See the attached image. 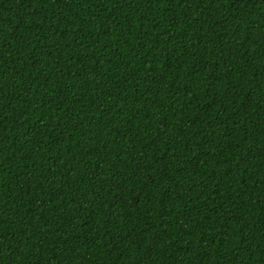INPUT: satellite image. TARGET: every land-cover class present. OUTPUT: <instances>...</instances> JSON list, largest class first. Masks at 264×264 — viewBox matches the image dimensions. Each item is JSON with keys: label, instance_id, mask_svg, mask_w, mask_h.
Instances as JSON below:
<instances>
[{"label": "trees", "instance_id": "trees-1", "mask_svg": "<svg viewBox=\"0 0 264 264\" xmlns=\"http://www.w3.org/2000/svg\"><path fill=\"white\" fill-rule=\"evenodd\" d=\"M0 264H264V0H0Z\"/></svg>", "mask_w": 264, "mask_h": 264}]
</instances>
